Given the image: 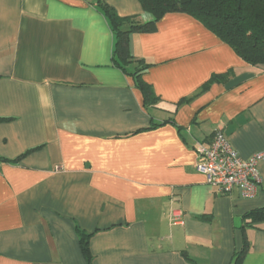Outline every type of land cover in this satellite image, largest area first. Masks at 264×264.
Segmentation results:
<instances>
[{
  "label": "crops",
  "instance_id": "0c3cea01",
  "mask_svg": "<svg viewBox=\"0 0 264 264\" xmlns=\"http://www.w3.org/2000/svg\"><path fill=\"white\" fill-rule=\"evenodd\" d=\"M106 8L153 20L139 0H0V264H264L246 217L264 160L254 197L195 168L217 130L242 158L264 150V65L182 12L130 33L120 65Z\"/></svg>",
  "mask_w": 264,
  "mask_h": 264
},
{
  "label": "trees",
  "instance_id": "16d2710c",
  "mask_svg": "<svg viewBox=\"0 0 264 264\" xmlns=\"http://www.w3.org/2000/svg\"><path fill=\"white\" fill-rule=\"evenodd\" d=\"M144 11L153 16L149 22L136 21L135 16L119 17L114 10L105 11L111 21L116 35L115 54L116 62L122 65L130 59L128 36L130 33H148L157 29V22L168 13L182 12L191 15L203 23L211 32L234 49L238 56L252 65H264V0H139ZM128 25L124 28V25ZM150 67L143 60L138 61L134 73H140ZM229 73V72H228ZM225 74L213 75L201 88L207 89L211 83L225 79ZM144 100L147 103L155 101L156 97L149 84L138 81ZM187 98L180 101L185 103ZM251 219L250 224H264V208L252 211L246 215ZM249 224V225H250ZM80 245L86 257H89V239L91 233L79 230ZM245 250L237 254L243 255Z\"/></svg>",
  "mask_w": 264,
  "mask_h": 264
},
{
  "label": "built area",
  "instance_id": "2783aa9c",
  "mask_svg": "<svg viewBox=\"0 0 264 264\" xmlns=\"http://www.w3.org/2000/svg\"><path fill=\"white\" fill-rule=\"evenodd\" d=\"M198 154L196 170L204 174L207 183L219 193L228 194L238 188L244 197L256 195L263 181L259 165L264 160V150L242 158L228 136L217 130L208 145H200ZM172 221L183 223L180 214L174 215Z\"/></svg>",
  "mask_w": 264,
  "mask_h": 264
}]
</instances>
